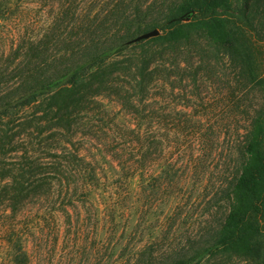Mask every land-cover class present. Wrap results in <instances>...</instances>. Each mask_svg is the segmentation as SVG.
<instances>
[{
    "label": "trees",
    "instance_id": "obj_1",
    "mask_svg": "<svg viewBox=\"0 0 264 264\" xmlns=\"http://www.w3.org/2000/svg\"><path fill=\"white\" fill-rule=\"evenodd\" d=\"M257 6L0 0V264H264Z\"/></svg>",
    "mask_w": 264,
    "mask_h": 264
},
{
    "label": "rangeland",
    "instance_id": "obj_2",
    "mask_svg": "<svg viewBox=\"0 0 264 264\" xmlns=\"http://www.w3.org/2000/svg\"><path fill=\"white\" fill-rule=\"evenodd\" d=\"M257 6V11L255 13V20L256 26L254 31L252 32L253 38L259 41V45L264 50V0H255ZM245 28L243 23L236 18L230 19L229 21V28L234 30L235 28ZM235 113H238L237 110H234ZM220 167H218L219 169ZM215 182V179L213 178ZM209 196H207L208 198ZM194 197H192L191 201L193 202ZM199 202V201H198ZM215 208L211 207V204H207L203 206L202 203L200 205H196L190 209L188 212L189 219L186 221L187 223L184 224L182 221V228L187 229H196L198 225L202 226L205 219H208V216L214 211ZM224 213V210H223ZM185 212L181 215L183 216ZM186 219V218H185ZM191 224V225H190ZM257 242L260 243L264 247V219L262 221V231L261 234L257 238ZM204 264H255L252 260L243 258V257H236V256H226V255H217L215 258L209 259Z\"/></svg>",
    "mask_w": 264,
    "mask_h": 264
},
{
    "label": "water",
    "instance_id": "obj_3",
    "mask_svg": "<svg viewBox=\"0 0 264 264\" xmlns=\"http://www.w3.org/2000/svg\"><path fill=\"white\" fill-rule=\"evenodd\" d=\"M157 35V31H151L149 33H147L146 35H144V38H150V37H154Z\"/></svg>",
    "mask_w": 264,
    "mask_h": 264
}]
</instances>
